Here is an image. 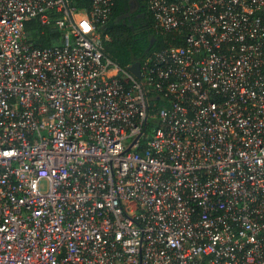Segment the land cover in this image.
<instances>
[{
  "label": "built area",
  "instance_id": "1",
  "mask_svg": "<svg viewBox=\"0 0 264 264\" xmlns=\"http://www.w3.org/2000/svg\"><path fill=\"white\" fill-rule=\"evenodd\" d=\"M146 2L137 75L114 0H0V264H264V0Z\"/></svg>",
  "mask_w": 264,
  "mask_h": 264
},
{
  "label": "trees",
  "instance_id": "2",
  "mask_svg": "<svg viewBox=\"0 0 264 264\" xmlns=\"http://www.w3.org/2000/svg\"><path fill=\"white\" fill-rule=\"evenodd\" d=\"M72 3L79 8H89L91 0H72ZM126 0H114L110 16L108 17L103 33H107L109 38L104 39V53L115 60L120 65L131 62V55L143 56L148 50L160 47L166 43V38L155 32L152 16L147 10V2L143 8L144 18L148 26L149 34L154 35V42L149 47V35L144 32H133L127 25L114 22V15H117ZM26 29L31 37L41 46L51 45L57 42L60 30L51 24L38 25L36 21L30 20L26 23Z\"/></svg>",
  "mask_w": 264,
  "mask_h": 264
},
{
  "label": "flooded vegetation",
  "instance_id": "3",
  "mask_svg": "<svg viewBox=\"0 0 264 264\" xmlns=\"http://www.w3.org/2000/svg\"><path fill=\"white\" fill-rule=\"evenodd\" d=\"M144 6L145 0H126V4L119 13L114 15V22L127 25L134 33L144 32L148 36V26L143 13Z\"/></svg>",
  "mask_w": 264,
  "mask_h": 264
},
{
  "label": "water",
  "instance_id": "4",
  "mask_svg": "<svg viewBox=\"0 0 264 264\" xmlns=\"http://www.w3.org/2000/svg\"><path fill=\"white\" fill-rule=\"evenodd\" d=\"M136 1V0H135ZM149 47L153 44L154 42V35L152 33L149 34ZM148 51V48L146 49ZM140 58L135 55H131V61L132 64L130 65V69L133 70L137 75H139V63H140Z\"/></svg>",
  "mask_w": 264,
  "mask_h": 264
},
{
  "label": "snow or ice",
  "instance_id": "5",
  "mask_svg": "<svg viewBox=\"0 0 264 264\" xmlns=\"http://www.w3.org/2000/svg\"><path fill=\"white\" fill-rule=\"evenodd\" d=\"M85 28H87V26L85 25Z\"/></svg>",
  "mask_w": 264,
  "mask_h": 264
}]
</instances>
